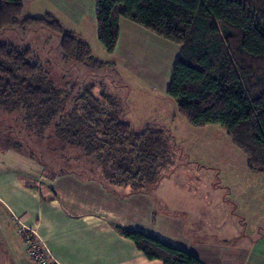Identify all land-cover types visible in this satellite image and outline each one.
I'll use <instances>...</instances> for the list:
<instances>
[{"label": "trees", "instance_id": "trees-1", "mask_svg": "<svg viewBox=\"0 0 264 264\" xmlns=\"http://www.w3.org/2000/svg\"><path fill=\"white\" fill-rule=\"evenodd\" d=\"M95 7L98 38L109 54L118 48L122 17L180 45L167 95L193 125L224 126L249 169L264 173V0H95ZM18 25L58 34L65 63L94 69L114 64L95 57L89 42L55 16H24L22 0H0V31ZM69 99L30 47L0 44V112L19 115L29 134L59 145L53 158L66 163L59 175L131 186L134 193L154 191L178 159L171 131L157 125L135 129L117 97L105 89L97 95L95 85L71 107ZM5 139L8 144L14 138ZM10 147L20 150L22 144ZM85 159L91 167H82L81 174L73 167ZM116 229L150 260L203 264L142 230Z\"/></svg>", "mask_w": 264, "mask_h": 264}, {"label": "rangeland", "instance_id": "rangeland-1", "mask_svg": "<svg viewBox=\"0 0 264 264\" xmlns=\"http://www.w3.org/2000/svg\"><path fill=\"white\" fill-rule=\"evenodd\" d=\"M89 1L94 3V0H85L78 7L67 3V7L61 11L55 3L36 0L34 5L37 9L33 10L43 8L38 10L40 15L45 13V9L51 11L49 13H59L64 18L66 29L84 35L89 41L95 57L113 65L94 69L87 64L65 63L58 49L61 37L48 28L18 25L17 28L0 31V44H12L18 49L30 47L54 84L68 91L70 107L81 91L95 85L97 95L105 89L117 97L123 113H126L135 129L141 130L148 125L169 129L175 140L174 146L178 149V159L159 180L157 194L164 199L162 207L168 203L173 208L180 206L192 211L200 210L205 218L211 219L213 229L208 228V234L216 235L214 231H219L218 237H224L229 243L238 242V245L243 241L245 249L251 239V245L257 246L255 252L259 250V255H263L264 173L249 169L246 154L234 145L224 126L218 123L193 125L179 113L177 102L165 92L164 87L169 82L175 62L173 52L179 45L167 40L171 42L169 44L161 37L151 40L143 35L128 43L124 51L119 46L112 56L98 38L97 25L91 17L93 7ZM153 44L166 48L172 57ZM171 45L172 49L168 47ZM148 47L149 50H146ZM134 57L143 58L141 64ZM7 136L14 138L8 144L5 142ZM13 142L22 144V149L10 147ZM0 144L21 154L17 155L16 160L1 158L0 170L11 168L20 171L21 168V171H29L34 182L47 194L51 191L55 195L56 190L61 188L52 183L64 182L62 176L65 174L59 175L58 168L66 164L65 160L59 156L53 158V147L57 150L59 145L51 139L49 141V138L42 140L29 134L19 115L0 112ZM68 155L72 156L74 152H68ZM81 162L73 168L77 172L82 171V174V167L86 166V171L91 165L86 159ZM114 194L119 200L120 194ZM204 204L208 205L207 210ZM108 208L113 220L126 217V211L111 206ZM116 226L129 229L120 223ZM240 233L242 239L236 236Z\"/></svg>", "mask_w": 264, "mask_h": 264}, {"label": "crops", "instance_id": "crops-1", "mask_svg": "<svg viewBox=\"0 0 264 264\" xmlns=\"http://www.w3.org/2000/svg\"><path fill=\"white\" fill-rule=\"evenodd\" d=\"M45 1L55 3L61 11L67 7V3L78 7L85 2ZM22 2L28 15L51 14L63 24L64 18L59 13H49L51 11L45 9V13L40 15L38 10L43 9L41 7L34 11L36 0ZM89 3L93 7L91 17L96 24L95 0ZM143 35L151 40L160 38L127 18L120 19L118 47L122 51L128 43ZM164 41L171 44L166 39ZM153 45L172 57L166 48ZM172 46L168 47L172 49ZM176 47L173 52L174 61L180 51V45ZM134 58L141 64L143 58ZM169 83L164 87L165 92ZM17 155L20 156V152L0 144V159L16 160ZM31 176L29 171H21V168L20 171L11 168L0 170V264H37L30 257L24 238L19 233L21 227L46 243L56 264H164L161 260L148 259L134 241L118 232L117 223L182 247L198 256L203 264H260V261L264 264V254L260 256L259 250L255 252L257 246L253 243L251 245V239L245 249L243 241L238 245V242L229 243L224 237H218L219 231H214L216 235L208 234L207 229L212 227L211 219L205 218L200 210L192 211L191 208L188 210L180 206L173 208L168 203L162 207L164 199L157 194L158 187L151 192L134 193L131 186L107 187L106 182H84L75 174H69L62 176V184L52 182L54 186L61 187L54 195L51 191L45 193L46 190L38 186ZM114 192L120 194L119 200ZM108 206L126 211V217L113 220ZM203 207L208 209L207 204ZM197 214L201 217H196ZM236 236L242 239L243 235L240 233Z\"/></svg>", "mask_w": 264, "mask_h": 264}, {"label": "built area", "instance_id": "built-area-1", "mask_svg": "<svg viewBox=\"0 0 264 264\" xmlns=\"http://www.w3.org/2000/svg\"><path fill=\"white\" fill-rule=\"evenodd\" d=\"M19 233L24 238L30 257L37 264H56L55 258L46 243L32 232L26 231L24 227L19 228Z\"/></svg>", "mask_w": 264, "mask_h": 264}]
</instances>
